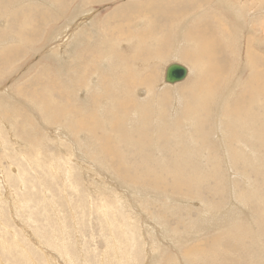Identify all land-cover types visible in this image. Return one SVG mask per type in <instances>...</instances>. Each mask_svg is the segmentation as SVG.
Instances as JSON below:
<instances>
[{
    "label": "rangeland",
    "instance_id": "obj_1",
    "mask_svg": "<svg viewBox=\"0 0 264 264\" xmlns=\"http://www.w3.org/2000/svg\"><path fill=\"white\" fill-rule=\"evenodd\" d=\"M45 1L46 4L42 0H0V14L20 4L15 8L17 21L0 19L7 21L6 31L0 30V51H5L0 57V264H264V205L258 204L264 194V178L248 173V184H244L236 172L229 174L232 184L238 183V192L245 193L240 201L249 192V205L237 206L227 191L225 207L215 208L214 216L203 215L202 198H206L207 186L216 181L205 183L199 199L158 192L155 185L132 183L113 169V162L103 157L87 130L71 127L77 116L70 108L80 106L92 111L91 98L97 89L96 80H90L95 71L97 84L100 82L101 92L107 97L120 91L119 86L116 91L106 88L108 82L116 84L120 80L123 92L128 88L127 73L139 67L125 68L115 53H135L143 43L150 47L163 35L174 47L182 43L196 21L211 17L225 28V33L206 37L219 46H228L230 68L219 97L221 104H228L242 92L249 57L264 64V38H259L250 23L221 0H95L91 6L88 0ZM78 7L80 13L70 21ZM91 12L92 20L83 27H97V20L106 18L100 27L101 35L120 32L119 37L108 41L114 56L100 66L93 55L104 51V45L94 36L86 38L91 32L83 35L78 46L73 42L77 22ZM165 18H171L172 24L147 38L153 24ZM33 23L42 28L34 35V47H30L25 38H32ZM67 50L70 54L66 56ZM170 61L180 62L190 70L178 85L164 84V65ZM110 64L105 71L104 66ZM153 70L160 90L173 91L194 76L191 63L176 57H162ZM83 75L87 79L83 80ZM40 88L49 89L58 102L71 97L70 107L66 106L68 118L55 119L50 110L33 101ZM134 91L135 88L133 93L137 95ZM133 93L125 95L134 100ZM138 95L144 100L128 107L129 119L138 125L153 124L161 108L160 98H149L140 91ZM91 115L98 119L95 112ZM108 120L125 128L124 109L116 108ZM138 163L146 165L142 169L170 166L162 161ZM253 218L261 222L252 225L250 231L249 221ZM235 223L245 225L242 227L248 233H239ZM232 234L241 235L239 244L225 250ZM212 239H219L221 246L209 249L206 244ZM194 247L200 252H189Z\"/></svg>",
    "mask_w": 264,
    "mask_h": 264
},
{
    "label": "bare ground",
    "instance_id": "obj_2",
    "mask_svg": "<svg viewBox=\"0 0 264 264\" xmlns=\"http://www.w3.org/2000/svg\"><path fill=\"white\" fill-rule=\"evenodd\" d=\"M42 1L46 4L45 0ZM94 1L88 0L87 4L91 6ZM221 2L227 8L232 9L239 18L249 22L253 29L257 31L259 38H264V0H221ZM134 3H137V1L135 0ZM16 7H20V4L17 6L11 5V9L7 11L8 13L0 14L6 15L4 18L0 16V19L8 17V20L17 21ZM74 11L70 21L77 18L80 8L78 7ZM33 12L34 10L31 9L30 13L32 15ZM91 14L92 12L85 16V20L77 22L73 42H77L76 46H78V42L83 39V35L91 32L86 38L94 36L96 42H102L104 45V51L93 55L98 62V66H100L102 61L105 62L114 56L108 41L119 37L120 32L113 31L102 36L100 27L105 23L106 18L105 20L98 19L97 27L95 25L83 27L92 20ZM10 20L8 23L11 22ZM16 23L17 26L20 25V21ZM171 24V18L155 22L146 37L152 38L156 31L165 30ZM23 25L26 29V24ZM30 27L34 29L31 33L32 38L26 37L25 41L27 46L34 47L33 43L36 38L34 35L41 30L42 25L33 23ZM1 29L6 31L7 21L0 20ZM218 32L225 33V28L217 18H202L186 31L182 43H177L174 47H172L169 38L163 35L150 47H144L146 44L143 43V48L136 50L135 53L126 55L115 53L118 63L125 68L131 69V66L137 65L139 69L136 72L129 70V73H127L129 86L124 92V83L120 80L115 81L116 84L114 81L106 83L105 87H110L112 91H116L118 86L120 88L119 94L112 95L110 98L104 93L102 94L99 87L100 82L97 84V71H95L93 73L94 79H91L90 83L96 80L97 92L91 98L93 107L90 112L80 106L70 107L72 100L69 101L68 98L71 97H64L67 98H63L65 101H62L64 102L61 100H59L61 102L56 101L52 92L47 88H40L39 95L33 101L36 104L38 103L42 109L50 110L51 116L55 119L68 118L69 111L66 108L73 109L77 117L76 123H73L71 127L75 128L76 131L87 130L91 137L97 141L103 157L113 162V169L123 174V177L132 183L146 185L145 187L155 185L158 192L160 190L169 191L181 198L199 199L204 193L205 183L216 181L213 186H207L206 198H202L204 200L203 211L205 212L203 215L214 216L215 208L225 207L224 197L227 191H229L231 199L237 206L249 205V192L247 198L244 201L242 200L243 202L240 201L239 199H242L245 193L238 192V188H236L238 183L233 182L232 184L229 174L236 172L238 176L243 178L244 184H248V173L264 178V64L254 56H250L248 59V75L241 94L228 104H221L219 100L220 92L230 68L228 46H219L214 39L206 37L207 34L215 37ZM9 34L10 30L7 31V36ZM219 36L224 38L223 41H227L225 35L220 34ZM82 42L83 40L80 43ZM1 44L2 42H0ZM4 53L5 51H0V57ZM68 54H70V50L65 52L66 56ZM162 57H176L189 61L194 71L193 78L187 84L173 91L158 89L157 84L154 82L156 74L153 66ZM177 61H170L164 65V84L178 85L188 77L189 68ZM171 64L185 66L187 74L183 80L169 84L165 82V72ZM104 67L106 68L105 71H108L111 64ZM84 79H87V77L84 76ZM80 81L82 80H79V83ZM134 88L137 95L133 93ZM61 91L63 93V90ZM139 91L144 96L156 100L160 98L161 100L158 119L153 124L140 123L138 125L128 117V107L134 101L144 100L138 95ZM132 93L135 99L129 100L127 96ZM59 94L56 93V95ZM84 94L85 92L82 93V96ZM118 107L124 109L125 128L108 120V117ZM91 112H95L98 119L92 117ZM25 123H28L27 120ZM11 125L9 123V127ZM134 125L138 126L135 127ZM139 161L169 162L170 166H160V170L155 167L142 169L146 165L141 166L138 163ZM51 168L54 169L53 166ZM238 170L244 173H239ZM13 171L14 173L17 171L15 167ZM258 202V204L264 205L263 193ZM201 218H205V216H201ZM258 222L261 221L253 218L249 221L250 227L248 229L251 231V226L256 225L255 223ZM236 224L239 233L243 235L245 232L248 233L242 227H246L245 225L242 223H240L242 226ZM229 233H231V230ZM232 237L231 241H226L225 250H230L239 244L241 235L232 234ZM220 242L219 239H212L206 245L209 249H217L221 246ZM240 246H242V243ZM189 252L200 251L194 247Z\"/></svg>",
    "mask_w": 264,
    "mask_h": 264
},
{
    "label": "water",
    "instance_id": "obj_3",
    "mask_svg": "<svg viewBox=\"0 0 264 264\" xmlns=\"http://www.w3.org/2000/svg\"><path fill=\"white\" fill-rule=\"evenodd\" d=\"M187 69L185 66L178 64H171L167 67L165 72V82L175 83L181 81L186 77Z\"/></svg>",
    "mask_w": 264,
    "mask_h": 264
}]
</instances>
